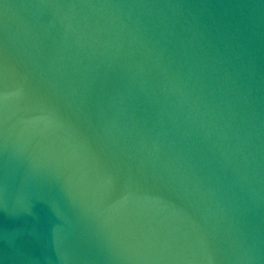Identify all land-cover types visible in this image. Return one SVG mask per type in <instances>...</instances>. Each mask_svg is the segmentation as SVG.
<instances>
[{"label": "water", "instance_id": "obj_1", "mask_svg": "<svg viewBox=\"0 0 264 264\" xmlns=\"http://www.w3.org/2000/svg\"><path fill=\"white\" fill-rule=\"evenodd\" d=\"M0 264H264V0H0Z\"/></svg>", "mask_w": 264, "mask_h": 264}]
</instances>
